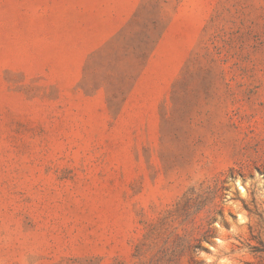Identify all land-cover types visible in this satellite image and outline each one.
I'll use <instances>...</instances> for the list:
<instances>
[{
  "label": "rangeland",
  "instance_id": "1",
  "mask_svg": "<svg viewBox=\"0 0 264 264\" xmlns=\"http://www.w3.org/2000/svg\"><path fill=\"white\" fill-rule=\"evenodd\" d=\"M250 245L264 0H0V264H264Z\"/></svg>",
  "mask_w": 264,
  "mask_h": 264
},
{
  "label": "trees",
  "instance_id": "2",
  "mask_svg": "<svg viewBox=\"0 0 264 264\" xmlns=\"http://www.w3.org/2000/svg\"><path fill=\"white\" fill-rule=\"evenodd\" d=\"M149 53H150V52H149ZM194 192H195L194 189H191V190L189 191V196H188V195L186 196V199L184 200V205H188V203H189V201H190L192 195L194 194ZM154 228H155V225H154V224H148V225L146 226V229H147L148 231H151V230H153ZM202 236H203L202 239H208V238L211 236V234H210V230H209V229L205 230ZM176 237L178 238L179 236L176 235ZM202 239H197V240H198V241H201ZM200 246H201V245H200L199 243H197L196 245H189V248H192V251H194V250H196V248H199ZM249 247H252V248H253V251L264 252V245H263L262 248H258V247H256V246H251V245H250ZM193 248H194V249H193Z\"/></svg>",
  "mask_w": 264,
  "mask_h": 264
},
{
  "label": "crops",
  "instance_id": "3",
  "mask_svg": "<svg viewBox=\"0 0 264 264\" xmlns=\"http://www.w3.org/2000/svg\"><path fill=\"white\" fill-rule=\"evenodd\" d=\"M151 53H152V51L145 56L144 64L142 66V70L141 71H143L144 68L146 67V65L148 64V61H149V59L151 57L150 56ZM141 71H139L138 74L136 76H134L135 78L133 79V81L130 84L129 89H128V93H127V96L128 97H134L135 96V94H136L135 92H137V90H138V87H137V84H138V76H140Z\"/></svg>",
  "mask_w": 264,
  "mask_h": 264
}]
</instances>
